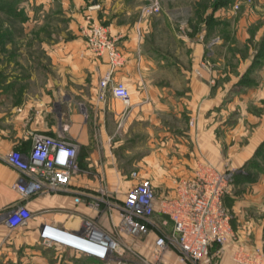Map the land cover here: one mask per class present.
Segmentation results:
<instances>
[{
	"label": "crops",
	"instance_id": "0c3cea01",
	"mask_svg": "<svg viewBox=\"0 0 264 264\" xmlns=\"http://www.w3.org/2000/svg\"><path fill=\"white\" fill-rule=\"evenodd\" d=\"M98 1L95 8L106 19L107 30L122 54L113 79L127 86L130 105L126 107L110 94L98 98L99 81L108 63L105 56L86 52L80 36L49 40L46 45L47 88L80 97L66 103L62 116L47 115L48 111L41 109L44 98L42 104H36L27 100L24 92L25 98L12 105L10 92L0 83V210L21 201L32 213L27 225L9 235L7 226L0 223V264H114L66 248H53L55 252L41 248L37 232L48 222L76 229L81 217L97 214L89 201L102 192L109 197L121 191L124 196L141 178L152 185L171 183L191 176L196 161L202 160L216 169H223L227 162L233 169L240 167L264 139V120L259 118L235 122L224 136L226 143L222 142L219 101L224 91L211 68L215 64L203 61L206 48L208 57L213 50L203 43V30L193 33L187 29L179 35L167 21L169 16L139 15L140 5L134 8L128 0ZM29 60L37 63V58ZM0 66L8 82L13 72L10 76L7 60L0 59ZM36 131L53 135L63 131L79 142L77 158L82 169L71 178L68 190L20 200L13 185L21 175L7 154L14 148L27 152L30 134ZM251 189L244 195L246 200L235 199L236 234L222 246L220 264H241L232 258L239 244L264 245V176ZM171 191L163 189L156 195ZM101 218L102 226L109 230L108 212L103 211ZM149 234L144 244L135 243V247L145 248V242L148 249L152 247L155 235ZM162 260L161 264H178L174 251L165 252Z\"/></svg>",
	"mask_w": 264,
	"mask_h": 264
},
{
	"label": "built area",
	"instance_id": "2783aa9c",
	"mask_svg": "<svg viewBox=\"0 0 264 264\" xmlns=\"http://www.w3.org/2000/svg\"><path fill=\"white\" fill-rule=\"evenodd\" d=\"M159 10V3L154 0L143 5L140 12L151 15ZM85 33L86 52L105 56L108 63L99 81L98 98L104 99L110 94L128 107L127 86L113 79L114 70L122 62V54L113 38L106 28L94 22ZM189 123L192 125L193 120ZM29 142L27 152L13 149L7 154V160L21 175L13 185L20 200L68 190L71 178L81 171L77 158L79 142L63 131L56 135L31 132ZM193 170L187 178L174 179L171 193L161 197L155 196L154 187L146 178L130 185L120 204L105 199L106 196L102 198L106 195L102 192L99 198L88 202L96 209V216L81 217L76 229L42 223L37 232L39 242L45 248H66L102 263L123 264L119 236L137 239L151 232L155 235L152 256L138 254L131 264H161L167 251L175 252L178 264H220L217 259L222 246L234 236L232 216L223 200V196L230 193L234 171L216 169L207 160L196 161ZM103 211L108 212V218L112 212L116 213L109 230L95 220ZM31 217V211L21 201L0 210V223H4L10 232L27 225ZM251 246L239 244L232 255L233 260L241 264H264V245Z\"/></svg>",
	"mask_w": 264,
	"mask_h": 264
},
{
	"label": "rangeland",
	"instance_id": "374dc122",
	"mask_svg": "<svg viewBox=\"0 0 264 264\" xmlns=\"http://www.w3.org/2000/svg\"><path fill=\"white\" fill-rule=\"evenodd\" d=\"M128 1L134 8L139 4L138 14L142 15L141 7L154 0ZM157 1L159 12L145 16H169L167 21L172 22L179 35L185 34L187 29H191L193 33L203 30V43L213 49L208 57L206 48L203 61L207 63L209 59L211 65L215 64L211 68L215 70L218 84L223 86L224 92L219 101L222 142L226 143L224 136H227L228 129L235 122L256 121L259 118L264 120V0ZM95 7L97 5L93 7L90 0H0V59L7 60L10 76L13 72V77L5 82L7 75L0 66V83L1 87L10 92L12 105L19 104L25 97L30 102L40 104L42 97L44 101L41 109L45 108L47 115L56 118L66 113L68 101L79 100L76 93H55L47 88L49 66L46 45L49 40L57 42L62 38L72 39L77 36L85 41V32L93 22L107 30L106 19L101 18L98 7ZM108 35L110 36L109 32ZM31 57L37 58L38 64L31 63ZM22 92L26 94L25 97ZM225 147L223 144V150ZM252 153L247 160V168L242 164L233 169L229 162L223 166V170L243 172L244 175L231 184L230 193L223 199L232 216L234 236L235 199H240V196L242 200H246L244 195L252 190V184L264 176V139ZM79 167L82 169L80 164ZM173 184V181L153 184L155 196L163 189L165 192L171 191ZM122 195L119 191L111 193L108 198L103 195L102 198L120 204ZM115 216L116 213L112 212L109 222ZM102 219L101 215L95 218L101 224ZM11 233L6 231L7 235ZM250 234L249 230L248 235ZM149 235L148 233L137 239L119 236L123 264L133 263L138 254L149 256L148 258L152 256L151 247L148 249L149 243L145 242V248L142 249L134 245L143 243ZM39 247L45 248L40 243ZM48 248H52L51 251L54 252L57 250ZM217 260L220 262L219 258Z\"/></svg>",
	"mask_w": 264,
	"mask_h": 264
},
{
	"label": "trees",
	"instance_id": "16d2710c",
	"mask_svg": "<svg viewBox=\"0 0 264 264\" xmlns=\"http://www.w3.org/2000/svg\"><path fill=\"white\" fill-rule=\"evenodd\" d=\"M222 1V0H221ZM14 149H16V148H14ZM78 162H80V160H78ZM80 164V163H79ZM247 164H249L248 163V161H246L244 164H243V167L244 168H247ZM243 174V172H234L233 174H232V180H231V184L232 183H234L235 181H237L239 178V176H241ZM242 176H244V175H242ZM246 177V176H245ZM240 178H243V177H240ZM229 194V193H228ZM228 194H226V195H228ZM226 195H224L223 196V199H224V197L226 196ZM225 201V200H224Z\"/></svg>",
	"mask_w": 264,
	"mask_h": 264
},
{
	"label": "water",
	"instance_id": "95a60500",
	"mask_svg": "<svg viewBox=\"0 0 264 264\" xmlns=\"http://www.w3.org/2000/svg\"><path fill=\"white\" fill-rule=\"evenodd\" d=\"M99 1L98 0H90L91 5H98Z\"/></svg>",
	"mask_w": 264,
	"mask_h": 264
}]
</instances>
